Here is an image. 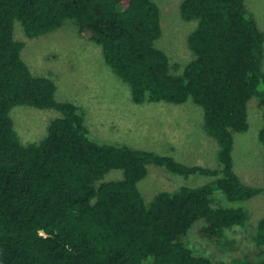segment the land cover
<instances>
[{
	"label": "trees",
	"instance_id": "trees-1",
	"mask_svg": "<svg viewBox=\"0 0 264 264\" xmlns=\"http://www.w3.org/2000/svg\"><path fill=\"white\" fill-rule=\"evenodd\" d=\"M179 10L197 21L187 37L194 57L173 74L157 47L155 0H0V264H221L185 236L198 222L199 234L219 240L245 222V209L214 203V194L230 201L264 194V186L240 179L232 156L255 97L264 176V31L245 0H181ZM67 19L101 45L133 102L200 106L203 128L217 142V167L92 139L79 107L56 99L53 79L31 72L14 36L15 20L37 37ZM19 104L59 112L40 141L21 142L10 115ZM151 164L209 180L159 191L146 204L138 183ZM111 169H122V178L96 185ZM257 242L264 243V217Z\"/></svg>",
	"mask_w": 264,
	"mask_h": 264
},
{
	"label": "rangeland",
	"instance_id": "rangeland-1",
	"mask_svg": "<svg viewBox=\"0 0 264 264\" xmlns=\"http://www.w3.org/2000/svg\"><path fill=\"white\" fill-rule=\"evenodd\" d=\"M160 8L161 36L157 47L169 60L170 72L181 74L193 57L187 41L195 19L185 20L179 10L181 0H155ZM249 13L264 31V0H245ZM15 38L24 42L22 57L34 75L50 77L56 84L58 100L79 107L90 137L99 142L128 144L170 155L188 165L216 168L217 142L203 128V111L191 99L181 104L162 101L135 103L129 85L105 62L101 45L67 19L59 28L37 37H28L19 20L14 22ZM262 71L264 72V44ZM248 128L234 133L233 164L240 179L252 186H264L263 151L258 138L261 110L255 97L247 105ZM10 115L23 143L38 142L47 133L49 122L59 116L52 108L16 105ZM122 169H111L101 181L122 178ZM208 177L185 179L167 169L148 165L139 183L148 204L159 191H176L181 183L197 184ZM214 203L242 207L247 219L214 240L197 232L198 222L185 236L195 251L212 253L221 264H257L264 258V243L257 242L258 222L264 217V194L244 201H230L223 194Z\"/></svg>",
	"mask_w": 264,
	"mask_h": 264
}]
</instances>
